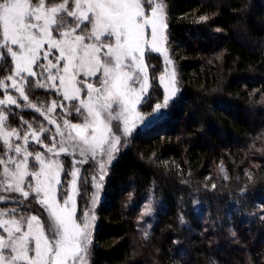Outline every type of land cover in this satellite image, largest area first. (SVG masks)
I'll use <instances>...</instances> for the list:
<instances>
[{
    "label": "trees",
    "instance_id": "trees-1",
    "mask_svg": "<svg viewBox=\"0 0 264 264\" xmlns=\"http://www.w3.org/2000/svg\"><path fill=\"white\" fill-rule=\"evenodd\" d=\"M164 3L180 92L108 168L90 264H264V0ZM146 63L152 100L142 111L150 113L162 102L163 62L147 54ZM13 67L0 70V82L10 83ZM25 91L28 101L0 88V99L10 93L20 105L5 107L7 125L24 133L28 121L46 129L48 142L53 127L30 105L43 111L53 100L70 109L77 102L30 85ZM59 108L58 121L82 122ZM70 159L63 157L64 176ZM92 164L79 181L80 212L91 204L83 181Z\"/></svg>",
    "mask_w": 264,
    "mask_h": 264
},
{
    "label": "snow or ice",
    "instance_id": "snow-or-ice-1",
    "mask_svg": "<svg viewBox=\"0 0 264 264\" xmlns=\"http://www.w3.org/2000/svg\"><path fill=\"white\" fill-rule=\"evenodd\" d=\"M145 4L151 11L150 17L145 15ZM167 27L164 0H143V3L142 0H0V70L14 63V75L8 74L6 80L11 81V87L24 101L29 97L21 85L54 89L64 100L78 101L69 114L74 112L82 120L71 123L65 119L66 131L57 124L56 133L50 137L53 143L48 146L40 139L46 129L37 132L24 121L28 128L21 136L7 125L8 117L0 115L3 144L0 153L4 154L0 158V191L17 193L22 198L17 202L21 204L32 196L22 210H0V229L7 233L0 234V264H88L95 207L100 201L106 168L119 151L121 123L123 135H130L136 124L144 120L137 106L148 105L152 100L146 50L159 53L167 65L172 64L164 47ZM45 45L48 48L43 59L47 60L55 50L59 53L56 60L64 61L63 65L37 62ZM79 75L98 79L78 81ZM167 76V81L164 75L159 77L164 94L162 102L153 105V115L162 114L160 110L168 107L178 91L175 71ZM0 88L7 93L6 83L0 82ZM82 90L86 99H81ZM5 105L20 107L12 95L0 99V112ZM57 106L64 107L53 100L50 110ZM30 107L47 118L37 105ZM49 123L56 121L49 119ZM29 136L50 155L29 151L26 147ZM12 137L23 140L24 146L11 143ZM62 153L71 157L64 186H61L63 163L58 159ZM90 159L97 174L89 180L85 170L83 183L86 193L89 187L95 189L90 198L92 207L81 212L82 219L78 222L79 166ZM29 176L34 178V184L32 181L25 184ZM58 187L64 193L62 203L57 199ZM0 201L7 202V197H0ZM33 204L39 205L34 212Z\"/></svg>",
    "mask_w": 264,
    "mask_h": 264
},
{
    "label": "rangeland",
    "instance_id": "rangeland-1",
    "mask_svg": "<svg viewBox=\"0 0 264 264\" xmlns=\"http://www.w3.org/2000/svg\"><path fill=\"white\" fill-rule=\"evenodd\" d=\"M142 3H143V0H142ZM144 6H145V15L150 17V16H151V11H150V9L148 8V5L145 4ZM164 7H165V3H164ZM166 18H167V17H166ZM167 25H168V22H167ZM167 30H168V27H167L166 32H165V35H166V38H167V39H166V42H165V44H164V47L167 49V52H168L169 58L172 60V64H171V65H167V64L164 62V58H163V56L160 55L159 53H149V52L146 50V55H147V54H152V55H155V56H160V58L162 59V62H163V71H162V74H161V75H164V76L166 77V81H167V78H168L167 73H169V72H171V71H173V70L175 71L176 87H177L178 91H177L175 97H173V98L170 100L169 105H168V107H169L170 104H171L174 100H176V98H177V96H178V93L180 92V86H179V81H178V75H177V72H176V69H175V63H174L173 58H172L171 55H170V50H169V45H168ZM146 32H147V33H150V28H149V29H146ZM53 35L55 36L56 34L53 33ZM47 48H48V45H45L44 48L41 50V54H40V57L38 58V61H37V62H38V63H45V64H47L49 61H52V62H54V63H58V64L63 65V64H64V61H57V60H56V57L59 55V53H58V51H55V50L51 52V54L48 56V59H47V60H44V59H43V52H44V50L47 49ZM146 55H145V63H146ZM13 65H14V63H13ZM146 65H147V63H146ZM147 71H148V74H149L148 66H147ZM12 75H14V67H13V73H12ZM161 75H160V76H161ZM160 76H159V77H160ZM159 77H158V83H159ZM40 79H42V78H40ZM96 79H98V76H94V77H85V76H83V75H79V76H77V80H78V81L83 80V81L91 82V81H95ZM9 82H10V83L7 84V88H9L10 90L16 92L15 89H13V88L11 87V81H9ZM149 82H150V85H152L150 74H149ZM49 83H51V82L49 81ZM159 85H160V87L162 88V91H163V85H162V84H159ZM21 86H24V87H25L26 85H21ZM96 86H98V85L94 84V87H96ZM48 90H49V91H52V92H54V93H56L54 89H48ZM85 90H86V89H85ZM85 90H82V92H81V99H86V97H85V95H84V91H85ZM150 91H151V88H150V90H149V94H150ZM163 93H164V92H163ZM16 94H17L18 96H20L18 92H16ZM16 94H15V95H16ZM7 95H12V94L8 93ZM7 95H6L4 98H1V99H2V100H6V99H7ZM56 95L59 96V97H60L63 101H65L66 103L74 102V101L64 100L63 97H62V95H60V94H57V93H56ZM12 96H13V95H12ZM13 98L16 99L14 96H13ZM75 102H77V104H78V101H75ZM142 106H143V104L138 105V106H137V111L140 113L141 116L144 117V120H143L142 123H137V124H136V126L133 128V130H132V132H131L130 135H128V136H124V135H123V124L121 123V128H120L121 143H120V146H119V150H120V148H121V146H122L123 144L127 143V141H128V140H129L134 134H135V132H137V131H141V132L146 131L147 129H149V128H151L152 126H154L155 124H157L162 118H164V116H165V114H166V110H167V108H168V107H167L166 109H161L160 112H161L162 114H156V115H153V113H154V108H153L152 112H150V113H144V112L142 111ZM5 107L7 108V107H10V106L5 105V106H4V109H6ZM57 107H58V106H57ZM57 107H56L54 110H50V109H51V105H50L47 109L43 110V112H45V113H46V116H47V118H45V116H43L44 119H45V121L47 122V125L50 126V127H53V133H52V135L56 133V125H57V124H59V125L61 126V130H65V129H64V126H63V121H58V120H57L58 118L55 117V114H53V112L56 111ZM59 109H60V111H62L61 114L64 115V113H66V115H69V110H70V108H69L68 106H64L63 108L60 107ZM0 115H6V116H7L6 110H4L3 112H0ZM49 119H51V120H55L56 123H55V124L49 123ZM71 123H73V122H71ZM115 124H116V122L113 121L112 126H113L114 130H115ZM5 130H8V129L5 128ZM32 130H33V129H32ZM36 131H37V132H40V129H39V130H36ZM65 131H66V130H65ZM20 134H21V136H23V135L25 134V132H24V133H20ZM52 135H51V136H52ZM51 136H50V137H51ZM40 139L42 140V134L40 135ZM59 140H60V137L57 135V136H56L57 147L59 146V145H58V141H59ZM47 141H48V142L43 141L44 144H45V145H48V146H51L52 143H53V141L51 140V138H48ZM10 142L13 143V144H20L21 146H24V141H23V140H19V141H17V140L15 139V137H12V139H11ZM0 146H3V144H2V140H0ZM26 147L28 148L29 151L36 150V151H39V152H41V153H44L46 157L50 155V154L47 153V149H46V148H43V147H41L39 144H37V143L35 142V139H34L33 137H31V136H29V141H28V144L26 145ZM6 151H7V149H6V147H5V152H6ZM118 152H119V151H118ZM118 152L115 154V157H114V159L111 161L110 165L107 166V168H106V173H107V171H108V168H109V167L115 162V160H116V158H117V154H118ZM64 156H66V155L62 153V154L58 157V159H59L62 163L64 162V161H63V157H64ZM76 158H77V159H80V157H79L78 154H77ZM89 163H93V161L90 159V160H89ZM86 164H88V163H86ZM86 164H83V165L79 166V167L81 168L80 179H81V175H82V173H83V168H84V166H85ZM31 166H32V157L29 158V167H30V170H32V167H31ZM64 173H65V167H64V163H63V171L61 172V186H64ZM96 174H97L96 170H93V171L90 173V180H91V177H92L93 175H96ZM0 177H2V170H1V175H0ZM69 179H71L70 176H69ZM28 181H32L33 184L35 183L34 178L31 177V176L26 177V179H25V184H27ZM79 181H80V180H79ZM79 181H78V187H79ZM103 181H104V180H103ZM103 181H102V184H103ZM94 191H95V189H94V187H92V192H94ZM63 195H64V193H63L62 191H60V189H59V187H58V190H57V199H58V201L61 202V203H62L61 197H62ZM0 197H7V202L0 201V210L7 209V210L10 211L11 209H14V208H16V209H21V210H22V209H23V206L26 205V204H24V203L29 202V201H30V198H31L32 196L30 195V197H29L28 200H24V201H23V204L17 202L18 200H22V198H20V197L18 196L17 193H6V192H2V191H0ZM31 199H32V198H31ZM102 199H103V194H102V191H101V196H100V201H99V203L102 201ZM7 203H12V204H16V205H17V204H20V205H19L20 207H18V206H17V207H12V208L9 207V206L4 207L3 205H4V204H7ZM99 203H98V204L96 205V207H95V214H96V208L99 206ZM76 205H77L76 218H77V220H78V222H79V221L82 219L81 212H80V209H79V195L76 197ZM91 207H92V205L90 204V207L88 208V210H85L84 212H88V211L91 209ZM32 211H33V208H32ZM41 211H43V210H41ZM33 212H34V211H33ZM97 226H98V217H97V214H96L95 227H94V229H93V231H92V245H93V235H94V233H95V231H96V229H97ZM0 234H3V235H5V236L7 235V233H4L3 229H0ZM92 245L90 246V248H89V252H88V255H87L88 264H90V250H91V248H92Z\"/></svg>",
    "mask_w": 264,
    "mask_h": 264
}]
</instances>
